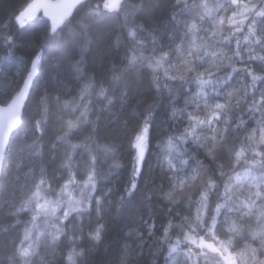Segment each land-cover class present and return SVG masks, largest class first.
<instances>
[{
    "label": "snow or ice",
    "instance_id": "snow-or-ice-1",
    "mask_svg": "<svg viewBox=\"0 0 264 264\" xmlns=\"http://www.w3.org/2000/svg\"><path fill=\"white\" fill-rule=\"evenodd\" d=\"M0 264H264V0L0 16Z\"/></svg>",
    "mask_w": 264,
    "mask_h": 264
},
{
    "label": "trees",
    "instance_id": "trees-1",
    "mask_svg": "<svg viewBox=\"0 0 264 264\" xmlns=\"http://www.w3.org/2000/svg\"><path fill=\"white\" fill-rule=\"evenodd\" d=\"M24 0H0V16H5L11 13V11L19 7ZM107 38H105V44H107ZM20 53H18L19 55ZM163 109H161L162 111ZM119 244V233H113L107 241V248L114 251ZM105 255L104 249H101L100 257Z\"/></svg>",
    "mask_w": 264,
    "mask_h": 264
}]
</instances>
